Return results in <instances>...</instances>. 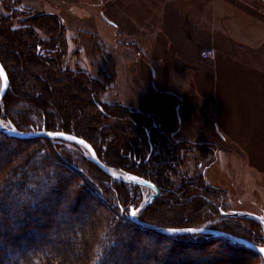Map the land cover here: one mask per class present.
Listing matches in <instances>:
<instances>
[{
    "label": "trees",
    "instance_id": "trees-1",
    "mask_svg": "<svg viewBox=\"0 0 264 264\" xmlns=\"http://www.w3.org/2000/svg\"><path fill=\"white\" fill-rule=\"evenodd\" d=\"M0 2V62L10 82L0 104L6 124L75 135L108 167L151 181L159 195L140 213L143 222L169 228L213 222L211 229L263 243L254 220L251 234L223 224L228 219L209 200L214 192L204 173L187 178L156 156L159 147L170 148L159 137L169 136L150 115L104 102L107 81L67 64V30L58 14ZM187 144L216 148L186 140L173 145L181 153ZM143 200V187L114 180L78 145L0 132V264H264L256 252L223 238L164 235L130 222Z\"/></svg>",
    "mask_w": 264,
    "mask_h": 264
},
{
    "label": "crops",
    "instance_id": "crops-1",
    "mask_svg": "<svg viewBox=\"0 0 264 264\" xmlns=\"http://www.w3.org/2000/svg\"><path fill=\"white\" fill-rule=\"evenodd\" d=\"M14 1L63 19L67 64L107 81L104 102L176 140L264 153V0Z\"/></svg>",
    "mask_w": 264,
    "mask_h": 264
},
{
    "label": "rangeland",
    "instance_id": "rangeland-1",
    "mask_svg": "<svg viewBox=\"0 0 264 264\" xmlns=\"http://www.w3.org/2000/svg\"><path fill=\"white\" fill-rule=\"evenodd\" d=\"M2 8L3 7L0 5V11L3 10ZM0 124H6V122L0 118ZM160 139L161 138L159 137V145L161 143V145H167L168 147L170 146V148L164 149L159 147L155 151L156 156H160L161 161L164 163H172L176 166V169L187 178H196L198 174L204 173L208 188L214 192V194H208L209 200L217 209H220L219 213L221 216L228 219L226 222L222 220L223 224L225 225V223L229 222L231 224L236 223L243 234H251V230L254 229V227L249 225L248 222L252 221L251 219L238 218L229 215L228 213L243 211L264 217V153H250L252 161L254 160L253 162L245 152H239V150L229 149L227 151H220L215 148L213 151L205 149V152H203L201 147L193 144H187L188 146L183 147L186 149V152L183 151L181 153H177L176 150H178V148L173 145L175 144L176 139L170 137H163L161 141ZM81 149L86 155L87 151L82 147ZM171 177L174 180L177 179L174 174H172ZM143 189L144 203L152 195L153 191L147 187H143ZM191 192L192 193L190 195H195L197 193L195 190H192ZM12 219L13 218L9 215L8 224L11 227H14L16 224ZM217 220L219 219H216V221ZM2 222L3 217L0 216V223ZM212 224L215 223L212 222ZM212 224L207 223L191 228L211 229ZM52 226L53 225L51 224V227ZM261 228L262 230L260 231V234L264 240V224H261ZM219 231L221 230L219 229ZM237 237L249 240L245 235ZM259 246L264 247V241ZM173 260L175 261L176 259Z\"/></svg>",
    "mask_w": 264,
    "mask_h": 264
},
{
    "label": "water",
    "instance_id": "water-1",
    "mask_svg": "<svg viewBox=\"0 0 264 264\" xmlns=\"http://www.w3.org/2000/svg\"><path fill=\"white\" fill-rule=\"evenodd\" d=\"M10 82L8 75L0 62V103L3 101L4 96L6 95L7 91L9 90ZM0 132L7 134L11 137H15L18 139H36V138H46V139H60L75 145H78L84 148L87 151L86 157L90 162L96 165L99 169H101L104 173L111 176L114 180L138 185L141 187H147L153 191L152 195L137 209H132L127 217L130 222H133L145 229H149L155 231L160 234L164 235H209L216 238H223L229 240L235 244L241 245L246 247L247 249L256 252L259 254L262 259L264 260V247L259 246L249 240L234 236L230 233H226L224 231L209 229V228H169V227H161L153 224H149L143 222L139 219L140 212L144 211L149 205L153 203L155 198L159 195L158 188L151 182L144 178L138 177L136 175H132L129 173H124L113 168L108 167L105 165L100 159L98 158L96 152L94 151L93 147L84 139L79 138L75 135L59 132V131H46L38 130V131H20L16 128L12 127L11 125L0 124ZM135 213V216H133ZM229 215L238 217V218H247L254 221H257L261 224H264V217L253 214L250 212H243V211H236L232 213H228Z\"/></svg>",
    "mask_w": 264,
    "mask_h": 264
},
{
    "label": "built area",
    "instance_id": "built-area-1",
    "mask_svg": "<svg viewBox=\"0 0 264 264\" xmlns=\"http://www.w3.org/2000/svg\"><path fill=\"white\" fill-rule=\"evenodd\" d=\"M201 56H202V58H204V59H208L209 57L212 56V51H210V50H205V51L202 52Z\"/></svg>",
    "mask_w": 264,
    "mask_h": 264
},
{
    "label": "snow or ice",
    "instance_id": "snow-or-ice-1",
    "mask_svg": "<svg viewBox=\"0 0 264 264\" xmlns=\"http://www.w3.org/2000/svg\"><path fill=\"white\" fill-rule=\"evenodd\" d=\"M133 216H135V213H133Z\"/></svg>",
    "mask_w": 264,
    "mask_h": 264
}]
</instances>
